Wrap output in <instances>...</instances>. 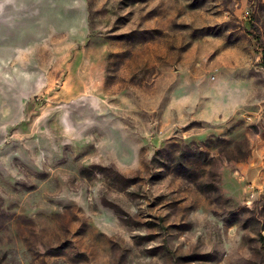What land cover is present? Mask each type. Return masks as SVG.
I'll list each match as a JSON object with an SVG mask.
<instances>
[{
    "label": "rangeland",
    "instance_id": "rangeland-1",
    "mask_svg": "<svg viewBox=\"0 0 264 264\" xmlns=\"http://www.w3.org/2000/svg\"><path fill=\"white\" fill-rule=\"evenodd\" d=\"M0 264H264L262 0H0Z\"/></svg>",
    "mask_w": 264,
    "mask_h": 264
},
{
    "label": "crops",
    "instance_id": "crops-1",
    "mask_svg": "<svg viewBox=\"0 0 264 264\" xmlns=\"http://www.w3.org/2000/svg\"><path fill=\"white\" fill-rule=\"evenodd\" d=\"M262 2L264 3V0H262Z\"/></svg>",
    "mask_w": 264,
    "mask_h": 264
}]
</instances>
